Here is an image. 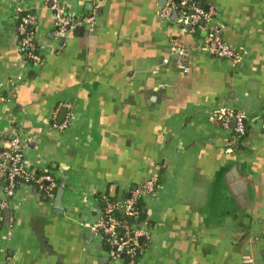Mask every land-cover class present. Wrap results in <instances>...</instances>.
<instances>
[{
	"label": "crops",
	"instance_id": "0c3cea01",
	"mask_svg": "<svg viewBox=\"0 0 264 264\" xmlns=\"http://www.w3.org/2000/svg\"><path fill=\"white\" fill-rule=\"evenodd\" d=\"M58 1L79 22L63 39L50 0H0V82H16L15 97L0 102V134L21 131L32 169L67 182L60 209L36 186L14 198L0 190L11 210L0 221V264H102L96 196L123 201L157 171L142 199L151 235L139 264H264V0L201 3L237 63L205 51L207 24L163 18L167 0ZM24 10L37 16L40 64L23 56ZM176 39L189 73L177 68ZM67 104L74 119L60 132L51 123ZM227 110L246 114L240 149L217 119ZM243 181L245 191L235 188Z\"/></svg>",
	"mask_w": 264,
	"mask_h": 264
},
{
	"label": "built area",
	"instance_id": "2783aa9c",
	"mask_svg": "<svg viewBox=\"0 0 264 264\" xmlns=\"http://www.w3.org/2000/svg\"><path fill=\"white\" fill-rule=\"evenodd\" d=\"M50 2H52L51 9L54 12V34L56 38L63 39L76 28L79 22L72 17L64 4L58 0H50ZM182 6L187 7L192 14L188 15ZM98 9L99 5L96 4L91 13L84 19L85 23L88 25L93 24ZM173 12L187 14L192 23L201 21L207 24L211 32L205 45V51L208 54L220 59H230L236 63L240 61V57L237 56L234 48L222 40L220 30L216 24H213V10H205L198 0H180V3L175 0H167L161 10V16L169 19ZM36 26L37 16L35 13L31 10H24L18 25L23 56L27 62L40 64L43 57L36 41ZM172 54L177 56V68L184 73H189V55L182 46L181 40L176 39L173 41ZM169 62V58L163 59V64ZM15 85L16 82L13 80L0 82V102H7L10 98L15 97ZM66 107L69 109L66 118L59 123H56L54 118L51 123V127L60 132L67 130L74 119L71 105L67 104ZM217 119L221 126L233 132L228 145L236 147L238 137L245 135L247 132L246 114L242 111L227 110L218 112ZM260 124L264 135V115L260 120ZM28 146L29 140L21 131H17L10 136L0 134V190L5 197L14 198L19 187L36 186L53 205L59 181L48 172L37 173L32 169ZM158 182L159 173L157 171L131 190L128 197L123 201L112 202L104 196L102 197L105 201L104 207L101 206L100 201L96 202V208L101 212V216L92 225V230L101 235L104 246H107L105 254L109 258V264L118 261H123L124 264L140 263L139 254L143 246L140 240L145 238V241H148L151 234L148 229L145 208L144 206L138 208V202L145 195L154 193ZM8 207L9 202L2 199L0 202V221L2 220V212ZM117 212L124 213L125 217L119 218ZM141 214H144V219H140Z\"/></svg>",
	"mask_w": 264,
	"mask_h": 264
},
{
	"label": "water",
	"instance_id": "95a60500",
	"mask_svg": "<svg viewBox=\"0 0 264 264\" xmlns=\"http://www.w3.org/2000/svg\"><path fill=\"white\" fill-rule=\"evenodd\" d=\"M175 1L177 3H180V0H175ZM198 1H199L200 5L203 2V0H198ZM49 4L51 6L52 5V2H50ZM205 10H208V8L206 7ZM191 14H192V12L188 13V15H191ZM173 16L176 17L177 16V12H173ZM200 23H202V22H200ZM188 24H189V27H191L192 20L190 18L188 19ZM236 187L239 188V189L241 188V189H243L245 191V183H244V181L243 182L236 183L235 188ZM66 188H67V182L65 180H62L59 183V187L57 189V193H56V197H55L54 206L57 209H60L61 208V205H62V197L64 195V191H65ZM243 195H244V197L246 196L245 194H243ZM127 197H128V194L125 195V198H127ZM241 201H243V200H241ZM4 216H5V220H8V218L11 216V210L6 209L4 211ZM124 217H125V215H124V213H122V218H124ZM140 242H141L142 245L145 244V242H146L145 241V238H141ZM123 257H125V256L123 255ZM108 263H109V258L108 257L102 258V264H108Z\"/></svg>",
	"mask_w": 264,
	"mask_h": 264
},
{
	"label": "trees",
	"instance_id": "16d2710c",
	"mask_svg": "<svg viewBox=\"0 0 264 264\" xmlns=\"http://www.w3.org/2000/svg\"><path fill=\"white\" fill-rule=\"evenodd\" d=\"M182 8L184 9V11L188 14V13H190V10H188V8L187 7H185V6H182ZM246 128H247V126H246ZM248 130V129H247ZM232 133V135H233V132H231ZM247 136V132H246V134L245 135H243V136H239L238 137V144H237V146H236V148L237 149H240V147H241V145H242V141L245 139V137ZM160 175V174H159ZM57 193V192H56ZM97 197V199H98V201H100V203H101V206L102 207H104L105 206V201L102 199V196H100V195H97L96 196ZM110 201H112V202H114V201H117L115 198H111V197H109V196H106ZM142 206H143V201H142V198L141 199H139V202H138V208H142ZM117 216L119 217V218H122V213L121 212H117ZM140 217V219H144V214L142 215H140L139 216ZM149 225V224H148ZM106 247L107 246H104V248L106 249ZM143 248H144V246H142V249H141V251L143 250ZM139 257H141V253L139 254Z\"/></svg>",
	"mask_w": 264,
	"mask_h": 264
}]
</instances>
